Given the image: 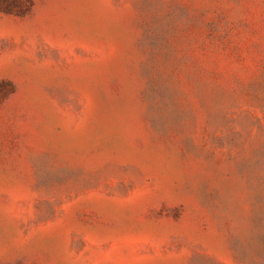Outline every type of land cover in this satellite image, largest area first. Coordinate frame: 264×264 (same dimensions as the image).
Here are the masks:
<instances>
[{"label": "rangeland", "instance_id": "374dc122", "mask_svg": "<svg viewBox=\"0 0 264 264\" xmlns=\"http://www.w3.org/2000/svg\"><path fill=\"white\" fill-rule=\"evenodd\" d=\"M0 264H264V0H0Z\"/></svg>", "mask_w": 264, "mask_h": 264}]
</instances>
